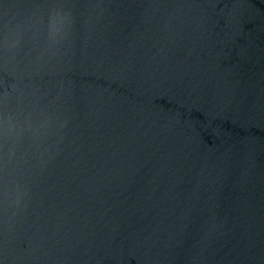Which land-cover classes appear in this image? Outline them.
Segmentation results:
<instances>
[{"label":"water","instance_id":"obj_1","mask_svg":"<svg viewBox=\"0 0 264 264\" xmlns=\"http://www.w3.org/2000/svg\"><path fill=\"white\" fill-rule=\"evenodd\" d=\"M0 264H264V0H0Z\"/></svg>","mask_w":264,"mask_h":264}]
</instances>
